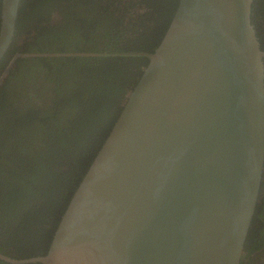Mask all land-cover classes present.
Instances as JSON below:
<instances>
[{"label":"water","instance_id":"water-1","mask_svg":"<svg viewBox=\"0 0 264 264\" xmlns=\"http://www.w3.org/2000/svg\"><path fill=\"white\" fill-rule=\"evenodd\" d=\"M22 0H3L0 62ZM254 0H180L45 256L11 264H241L264 182Z\"/></svg>","mask_w":264,"mask_h":264},{"label":"trees","instance_id":"trees-1","mask_svg":"<svg viewBox=\"0 0 264 264\" xmlns=\"http://www.w3.org/2000/svg\"><path fill=\"white\" fill-rule=\"evenodd\" d=\"M179 1H21L19 18L31 19L25 39L36 44L19 52L29 56L16 59L0 87V253L22 255L18 260L48 253ZM46 7L57 11L44 18ZM252 20L264 51V0H254ZM44 38L56 51L40 45ZM259 223L264 198L246 240L248 257L264 247Z\"/></svg>","mask_w":264,"mask_h":264},{"label":"flooded vegetation","instance_id":"flooded-vegetation-1","mask_svg":"<svg viewBox=\"0 0 264 264\" xmlns=\"http://www.w3.org/2000/svg\"><path fill=\"white\" fill-rule=\"evenodd\" d=\"M32 1H34V0H32ZM2 3H3V0L1 2V6H0V27H1V20H2L1 19V17H2ZM44 9H45L44 10V13H45L44 18L46 16H48L51 12L57 11L56 8H53V7H46ZM18 19L22 20L21 26L20 27L18 26V20H17L15 37H14V40L12 42V45H11L10 49L8 50L6 56L0 62V75H1L0 76V87L5 82L8 75H10V70H11L12 66L14 65L16 59L21 58V57L26 58L27 56H29V55H27V56L21 55V54H19V52L26 51L29 49L30 45L34 46L36 44V41L33 39H27V38L25 39V37H27L26 34H27L28 29H29V26H31V19L29 17H27V19L24 17H21V19H20L19 16H18ZM19 25H20V22H19ZM54 40L58 41L60 43V45H64L65 41L61 40L60 38H56ZM52 41H53L52 39L44 38L43 40H41L40 45H43V46L48 45V47H49L48 49L50 51H56V45L51 43ZM65 45H66V47H68L70 49L69 43H66ZM45 51H46V48H45ZM39 53H41V54H39V57L44 55V52H39ZM34 54H36V53H34ZM34 54L31 56H34ZM37 55L38 54H36V56ZM9 60L11 62L6 66V64H7L6 62ZM4 64L6 67L3 70ZM263 194H264V185H263ZM262 198H264V195L261 197V199ZM263 226H264V224L259 223L257 225V229H262ZM37 254H40V252H38ZM0 255L10 257V258L14 257L12 259L23 257L22 255H19V256H17L16 254L14 255V253L10 254V255L8 253H0ZM16 260H18V259H16ZM241 263H243V264H264V247L261 250H257L254 253H250L249 257L247 255V253L245 252L243 254ZM0 264H11V263L0 259Z\"/></svg>","mask_w":264,"mask_h":264}]
</instances>
